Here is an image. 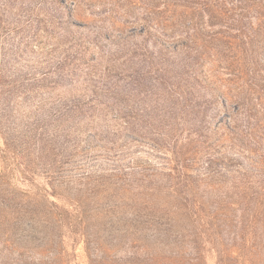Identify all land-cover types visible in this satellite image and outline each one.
<instances>
[{
    "label": "rangeland",
    "instance_id": "374dc122",
    "mask_svg": "<svg viewBox=\"0 0 264 264\" xmlns=\"http://www.w3.org/2000/svg\"><path fill=\"white\" fill-rule=\"evenodd\" d=\"M0 264H264V0H0Z\"/></svg>",
    "mask_w": 264,
    "mask_h": 264
}]
</instances>
